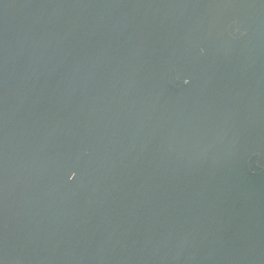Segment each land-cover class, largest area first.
<instances>
[{"label":"water","instance_id":"water-1","mask_svg":"<svg viewBox=\"0 0 264 264\" xmlns=\"http://www.w3.org/2000/svg\"><path fill=\"white\" fill-rule=\"evenodd\" d=\"M0 264H264V0H0Z\"/></svg>","mask_w":264,"mask_h":264},{"label":"clouds","instance_id":"clouds-1","mask_svg":"<svg viewBox=\"0 0 264 264\" xmlns=\"http://www.w3.org/2000/svg\"><path fill=\"white\" fill-rule=\"evenodd\" d=\"M185 83H188V81H187V80H185Z\"/></svg>","mask_w":264,"mask_h":264}]
</instances>
